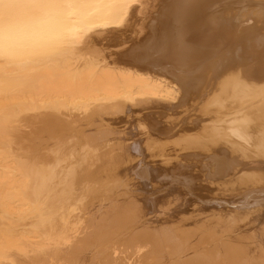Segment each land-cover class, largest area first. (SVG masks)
<instances>
[{
    "label": "bare ground",
    "instance_id": "bare-ground-1",
    "mask_svg": "<svg viewBox=\"0 0 264 264\" xmlns=\"http://www.w3.org/2000/svg\"><path fill=\"white\" fill-rule=\"evenodd\" d=\"M0 264H264V0H0Z\"/></svg>",
    "mask_w": 264,
    "mask_h": 264
},
{
    "label": "clouds",
    "instance_id": "clouds-1",
    "mask_svg": "<svg viewBox=\"0 0 264 264\" xmlns=\"http://www.w3.org/2000/svg\"><path fill=\"white\" fill-rule=\"evenodd\" d=\"M10 23V26H16L18 23H19V21H17V20H15V19H13L11 22H9Z\"/></svg>",
    "mask_w": 264,
    "mask_h": 264
}]
</instances>
